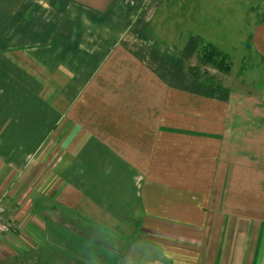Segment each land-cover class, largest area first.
Returning a JSON list of instances; mask_svg holds the SVG:
<instances>
[{"label": "crops", "instance_id": "1", "mask_svg": "<svg viewBox=\"0 0 264 264\" xmlns=\"http://www.w3.org/2000/svg\"><path fill=\"white\" fill-rule=\"evenodd\" d=\"M52 1L0 0V24L10 22L9 29L0 27V60L3 50L27 40V28L34 27L29 14L37 4L49 19L53 4L64 17L73 4L75 20L65 23L67 33L58 29L49 39L61 54L71 55L65 61L81 68L61 95L59 119L66 127L59 139L67 138L59 167L42 188L30 191L27 207L16 210L3 201L5 215L12 210L18 220L24 212L27 227L41 232L42 241L41 236L47 242L57 236V227L79 242L92 239L116 250L107 256L109 264H122L136 241L153 243L161 264H264V216L250 209L264 210V202L260 206L255 200L264 199V92L199 84L188 71L196 65V36L160 26L156 19L163 0ZM148 1L151 10H143ZM43 18L46 30L51 26ZM32 19L35 23V15ZM257 20L246 49L264 57V6ZM96 25V33L103 34L92 55L86 54L89 43L83 39ZM86 68L94 69L89 77ZM4 72L0 81L10 83V73ZM4 113L1 108L0 124ZM253 117L255 123L249 124ZM27 121L33 132L41 126L35 115ZM52 126L54 121L44 133ZM2 167L0 161V173ZM8 176L1 174L0 184L21 179ZM197 178L205 180L203 203L196 207ZM217 179L225 181L229 194L225 204L212 207ZM233 200L238 215H225L234 210ZM211 210L217 212L214 224L208 222ZM199 220L206 227L197 231ZM29 238L32 244L34 235ZM141 256L142 247L134 251L135 259Z\"/></svg>", "mask_w": 264, "mask_h": 264}, {"label": "rangeland", "instance_id": "2", "mask_svg": "<svg viewBox=\"0 0 264 264\" xmlns=\"http://www.w3.org/2000/svg\"><path fill=\"white\" fill-rule=\"evenodd\" d=\"M123 1L137 2L135 0ZM153 1L155 0H151V3ZM149 2L144 3L143 10L146 7L151 10ZM52 3L59 5V0H53ZM72 5L70 4L68 10L69 17H64L60 14L61 12H56L64 11L56 10L55 4H53V12L51 11V19H49L47 12L44 13L43 9L38 7L40 5L37 4L35 12L29 14V20L34 27L27 28L28 32L24 34L23 38L27 40H17L19 45H16L15 42L12 48L3 50L2 57L4 60H0V71L5 73V69L10 73V83L4 82L5 78L2 82L0 81L3 83L1 84L3 95L0 96V104L2 102L0 109L5 111L3 122L0 124V161L4 162L5 168H1L3 171L0 175L6 174L9 175V178L16 175V178H21L19 183L6 180L3 182L4 185L0 184L2 191L0 203L5 200L10 201L16 206V210L27 207L30 191L35 188H42L41 183L44 185L53 177L55 169L59 167V158L65 152L64 148L61 154V146H64L67 136L59 139L66 127L65 125L62 128L63 124L60 123L59 119L61 102L63 101L61 95H64L65 88L77 79L74 74H77L76 71H81V68L72 60L71 62L65 61L66 57L71 55L66 50L61 54L59 45H53L52 38L49 39V37L51 34L53 37L58 29L67 33L65 23L68 19L70 21L67 23H72L76 15L74 10L76 6ZM263 6L264 0H163L156 20L157 22L161 21L160 26L162 28L180 27L181 31L179 32L187 33L190 31L191 37L196 36V52L205 44L211 43L229 54L232 64L229 78L225 79L222 74L207 68L205 71L207 70L209 76L215 75L216 77H213L217 81H222L224 85L239 91L263 93L264 64L261 61L264 57L257 56L252 49L247 51L246 47L243 46L250 39L254 23H257ZM135 13L131 12L129 16L132 15L133 17ZM44 14L50 24L49 26H51L46 30L45 27L43 28ZM33 15L36 17L35 23H33ZM126 20L129 21L127 14L125 15V23ZM9 26L10 22L6 19L0 24L1 28L9 29ZM100 27L110 30L107 25ZM97 28V25L92 28L95 34L92 32L90 37L83 39L89 43L86 54H90L91 48L98 40L97 36L103 34L96 33ZM83 29L85 28L83 27ZM1 36L4 37L3 43L5 45L7 39L5 35ZM120 37L124 40L127 36L119 35L118 38ZM73 42H75L74 39ZM243 57L244 62L241 60ZM11 63L13 64L12 69L7 68ZM243 65L241 76H237L236 73L240 72ZM93 72L94 69L86 68L84 74L89 77ZM82 78L86 79L85 76ZM230 80L232 81L230 82ZM13 102L14 106H12ZM6 109L11 113L6 112ZM34 115L36 116V123L38 121L37 124L41 126H36L37 128L33 132L31 125L27 123V119ZM249 120V124L255 123L254 117ZM53 121L54 126L51 127L48 134L47 132L44 133L45 127L47 126L49 129ZM12 125L16 127L13 128ZM11 161L17 162L15 167ZM5 162L11 164V166L9 164L11 169ZM22 175L25 176L22 178ZM204 180V178L195 179L196 207L203 203L204 187L202 183ZM26 187L31 189H26ZM14 189H16L15 192ZM228 191L225 188V181L215 180L212 191V207L222 202L225 204ZM238 194L242 195V191L240 190ZM255 200H258L257 204L262 206L264 199ZM232 203L234 210L226 212L225 215H238L239 210L235 207L236 201L233 200ZM3 206L4 217L2 221L10 227L9 231L0 236V264H109L108 259L111 257L107 256L116 253V250L101 246L92 239L88 242H79L73 233L57 227L54 228L57 236H54L50 242L41 236L42 241L38 238L41 232L38 233L36 229L27 227V215L24 212H20L22 217L19 216V219L16 220L15 217L14 219L12 217V210H8V214L5 215L4 202ZM222 207H224L223 204ZM250 209L254 210L256 214L264 216L263 209H253L252 207ZM211 213L208 222L214 224L217 219V212L211 210ZM219 213H221L220 210ZM199 221L201 222L200 226L195 227L197 231L206 227L205 220ZM17 224H19L18 227ZM31 235H34L32 244L29 238ZM130 246V253L125 257V261L123 259L122 264L162 263L158 259L157 249L153 243L136 241ZM100 247L103 249L101 250ZM140 247H142V256L135 259L134 251ZM97 257L102 262H97Z\"/></svg>", "mask_w": 264, "mask_h": 264}, {"label": "trees", "instance_id": "3", "mask_svg": "<svg viewBox=\"0 0 264 264\" xmlns=\"http://www.w3.org/2000/svg\"><path fill=\"white\" fill-rule=\"evenodd\" d=\"M251 40L248 39L246 41V48H250ZM232 64L230 62V56L227 53L219 50L215 45L211 43L205 44L200 50L197 52L196 56V65L193 67H189L188 71L190 75L199 81V84L212 86L216 89L225 90L223 82L217 81L213 76H209L207 74V68H211L216 72L223 75V77L228 78L231 74ZM204 69V70H203ZM243 66L240 68V72L236 75L241 76ZM3 206V202H1ZM4 208V206H3ZM4 212V211H3ZM4 217V215H3Z\"/></svg>", "mask_w": 264, "mask_h": 264}, {"label": "built area", "instance_id": "4", "mask_svg": "<svg viewBox=\"0 0 264 264\" xmlns=\"http://www.w3.org/2000/svg\"><path fill=\"white\" fill-rule=\"evenodd\" d=\"M3 211H4V208L0 203V236L2 234L6 233L7 231H9V227H10L8 224H6L2 221L3 220Z\"/></svg>", "mask_w": 264, "mask_h": 264}]
</instances>
